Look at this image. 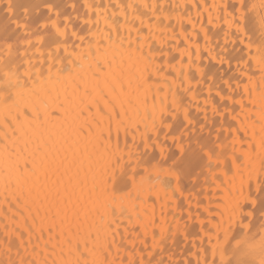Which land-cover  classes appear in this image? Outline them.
I'll return each mask as SVG.
<instances>
[{
	"label": "snow or ice",
	"instance_id": "obj_1",
	"mask_svg": "<svg viewBox=\"0 0 264 264\" xmlns=\"http://www.w3.org/2000/svg\"><path fill=\"white\" fill-rule=\"evenodd\" d=\"M0 4V126L10 129L11 136L21 139L24 145L11 147L8 132H4L0 178L8 176L9 188L15 180L17 199L26 197L38 205V212L43 208L46 216L59 220L61 235L67 226L69 258L63 259L61 249L62 259L52 264H112L108 260L111 245H101L97 236L96 246H87V240L92 239L91 228L83 249L76 239L90 217L114 215L117 205L123 213L126 204L134 209L136 201L155 203L159 194L154 198V189H164L166 194L167 190L179 192L186 180L195 185L201 177L207 180L209 176L219 181L217 187L225 186V198L220 201L224 210L218 209V219L210 218L211 226L201 237L200 249L188 253L195 260H173L171 255L158 258L156 249L163 253L170 236L175 241L181 229L178 221L175 226L157 225L153 217L151 248L145 232L139 258L132 254L121 264H264V0H222L211 5L205 0L193 5L208 12L206 24L202 11L196 16L200 22L197 35L212 58L221 65L235 61L241 77L249 69H256L247 76L252 87L245 84L244 88L248 104L243 102V94L240 101L233 99L235 89L227 96L220 90L216 92L225 102L223 112L219 106H211L214 116L220 118L219 124L208 117V98L203 108L196 100L192 81L199 86L205 75L198 63L201 49L198 40L195 52L189 43L196 31L191 16L187 23L192 31L185 30L181 18L180 33L175 34L171 10L179 5L150 6L153 18L147 28L151 42L145 51L143 42L134 46L129 41L125 47L122 25L115 14L108 35L97 36L94 28L98 30L100 5L88 0H0ZM142 7L149 9L148 4ZM144 15L146 12H139L136 18ZM93 16L97 17L95 24ZM153 25H163L162 42L155 40ZM144 28L141 19L137 32ZM169 30L172 37H168ZM113 33L121 37L119 42ZM213 36L217 37L215 47H207ZM169 40L174 41V47L166 51ZM181 42L183 49L179 48ZM154 43L159 47L154 48ZM171 52H178L179 60ZM157 59L162 63L157 65ZM160 75L166 87L157 86L153 93L150 82L159 84ZM224 84L231 88V78ZM42 97L55 107L38 106L36 101ZM227 101L242 109L249 104L257 108L258 103L256 119L251 110L246 117L252 120L251 138L247 125L243 136L241 128L226 125L225 117L231 116ZM231 120L236 122L237 116H231ZM121 130L123 146L119 140ZM212 220L216 222L212 224ZM201 227L203 231V222ZM4 237L0 240L4 245L0 255L7 259L0 258V264H41L25 259L27 250L22 238L16 245L20 259H13L12 237L7 231ZM43 264H48L47 260Z\"/></svg>",
	"mask_w": 264,
	"mask_h": 264
},
{
	"label": "bare ground",
	"instance_id": "obj_2",
	"mask_svg": "<svg viewBox=\"0 0 264 264\" xmlns=\"http://www.w3.org/2000/svg\"><path fill=\"white\" fill-rule=\"evenodd\" d=\"M15 2V0H14ZM89 3L93 5H100L99 12V26L98 30L94 28V31L97 32V36L105 37L109 33V25L112 24L113 14L115 18L122 25L121 34L123 37L125 47L129 41L134 42V46H138L139 43H144L145 51L148 49V45L151 42L149 37V32L147 25L149 20L153 18L151 12V5L153 3L159 4L164 3L166 6L172 4L179 5L172 12V24L175 25L176 35L180 33V22L181 18L183 19L184 28L186 31H192L191 26L187 23L189 16L196 23V31L192 35V39L189 43L193 44V52H195V43L197 40L200 44V59L198 61L199 66L204 70L205 75L202 77L203 83L199 86L196 85V81H192V86L196 89V100L199 102L201 108H203L205 103V98H208L209 110L208 117L210 120H213L216 124H219L220 118L214 116L211 111L212 105L219 106L221 112L224 111V103L219 100V97L216 96L218 90L222 91L224 95H229L231 89H235L231 94L235 101H240L242 94L244 97V103H249V98L247 93H244L245 84H248V87L251 88V83L248 82L247 76L251 74L252 71H256L253 67L249 69L247 74L243 77L240 76V70L236 67V62L232 61L231 65L225 63L220 64L218 59H213L206 51V46L204 45L202 37H199L197 33L199 32L200 22L196 20L198 12L202 11L204 16V22L207 23L208 12L206 10H201L196 7H193L194 4L205 3V0H88ZM214 3H222V0H206V4L211 5ZM132 4L133 8H127V5ZM148 4L149 9H143L142 5ZM106 6V7H105ZM135 6H141L137 9ZM3 5L0 4V9ZM139 12H146V15L137 19ZM215 11L212 12L213 19H215ZM0 16H2V11H0ZM107 17V19L105 18ZM127 18V22H125ZM141 19L144 22L145 28L143 32H137V29L141 27ZM97 17L93 16V23L95 24ZM160 26H152V33L155 35V40L162 42L164 37L161 35ZM174 34L171 30L168 31V37H172ZM114 38L119 42L121 39L120 36H116L113 33ZM139 37V39H138ZM223 31L219 33V40L223 42ZM217 43V37L213 36L212 44L207 47H215ZM153 47H159L158 43H154ZM174 47V41L169 40V43L166 47V51H170ZM185 47L184 43L181 42L179 48L183 49ZM232 46L229 44V49L231 50ZM103 52V49L101 50ZM219 52V48L216 49ZM171 55L177 56L179 60L178 52H171ZM39 59V57H37ZM111 60V56H109ZM171 60V56H169ZM117 62H119V57H117ZM157 65L162 63L159 59L155 62ZM47 66L45 65V68ZM179 67V65H177ZM55 72V69H53ZM211 77V80H209ZM231 78V88L225 86L224 81ZM255 80L257 84L259 83V73L257 72ZM243 81V82H241ZM170 82V78H169ZM152 91L155 93L157 86L166 87L164 84V76L160 75L159 84L156 81H151ZM238 86V87H237ZM59 87V86H58ZM209 89L211 90L209 92ZM163 92L160 93L161 97ZM258 95V94H257ZM35 99V98H33ZM38 106L43 104H48L51 108H54L55 105L52 101L47 100L46 97H42L40 100L36 101ZM229 105V110L231 116H237L236 122L232 123L230 119L226 116L225 121L228 124H232L233 127L241 128L240 135L243 136V128L247 125V131L249 138L252 137L253 127L252 120H247L246 117L251 110L253 120L258 116V103L257 108H252L249 104L247 108H241L238 104L233 103L232 101L226 102ZM149 105H151V100H149ZM220 105L222 107H220ZM223 109V110H222ZM142 111V109H141ZM192 111L195 113V104L193 105ZM200 117H203V111L199 113ZM229 120H228V119ZM228 120V122H227ZM227 125V124H226ZM87 130V129H86ZM257 132H259V125H256ZM7 131L10 139L7 143L11 147H15L17 144L23 148V142L18 137L11 136V130L0 126V141L3 140L4 132ZM108 135L107 127L105 126V136ZM119 140L121 146L124 142V133L121 130L119 133ZM15 141V143H13ZM117 141V132L115 125L112 129V143L116 144ZM237 147H239V141H237ZM203 181L205 180L202 177ZM219 181H215L209 176L204 183H196L193 185L191 181L186 180L182 186L181 191L173 192L171 190L166 191L164 189H154V198L155 194H159V199L147 200L146 202L136 201V207L133 209L131 204H126L127 210L121 213L119 210V205H117V211L113 215L111 213L105 215L101 218L99 215L90 217L88 224L84 227L81 235L76 237L81 241V248L85 246V240L87 239V232L89 228L92 231V239L87 240V246L93 248L97 244V236L99 237V243L101 245L107 244L111 245L110 253L108 260L112 264H121L122 259L130 257V255H136L137 259L139 258V251L143 248L142 241L145 240V232L147 235V243L151 248L152 245V224L151 221L153 217L157 222V225L171 224L175 226L177 221L181 229V233L177 235L175 241H172L171 236L169 241L166 242V250L161 253L160 249H156L158 258L167 259L169 255L172 256L173 260L176 259H186L191 258L195 260V256H189L188 253L197 252L201 247V237H205L207 228L210 227L209 220L212 214L219 218V211H223V206L220 204V201L225 198V186L220 185ZM199 186V187H198ZM198 187V190H197ZM192 189H194L192 191ZM196 189V191H195ZM193 195V197L190 194ZM195 191V192H194ZM199 191V192H198ZM200 193V194H198ZM19 195L15 180H13L11 187H8V176L6 174L2 175L0 178V240L5 239L4 233L7 231L13 240V249H12V258L19 261L20 257L16 255V245L19 244V239L22 238L24 245L26 246L27 254L25 259H35L41 262L47 260L48 264H52L53 260L60 261L62 259L61 249L64 250L63 259H68L67 255V244L65 243L68 237L67 226H64V234L61 235V225L59 220H53L52 217L46 216L45 209L41 208L39 212L37 211L38 205L34 204L30 199L26 197H21L17 199ZM181 197L185 201L180 200ZM204 197V201L203 200ZM185 202L187 206L182 203ZM205 202V203H204ZM214 205L217 209L212 210L211 206ZM199 206L201 210H204V213L197 211ZM192 207V208H191ZM199 208V210H200ZM193 211H192V210ZM200 210V211H201ZM194 211H196L194 215ZM187 217V218H185ZM213 217V216H212ZM190 223H187V221ZM225 221L227 223V216H225ZM202 222L204 225V230L202 231ZM207 222V223H206ZM216 221L212 220L211 223L214 224ZM6 226V227H5ZM52 228V231L48 229ZM43 229V231H42ZM75 231V229H73ZM159 228H157V232ZM213 239L215 237L213 236ZM205 246H207V239L203 240ZM4 245H0V250H2ZM21 254L24 255V249H21ZM0 258L7 259L6 256L0 255ZM92 256H89V259H92ZM209 258L211 254L209 253Z\"/></svg>",
	"mask_w": 264,
	"mask_h": 264
},
{
	"label": "rangeland",
	"instance_id": "obj_3",
	"mask_svg": "<svg viewBox=\"0 0 264 264\" xmlns=\"http://www.w3.org/2000/svg\"><path fill=\"white\" fill-rule=\"evenodd\" d=\"M220 107H222V106L220 105ZM222 110H223V109H222ZM227 117L230 119L231 116H227ZM228 118H227V119H228ZM225 119H226V118H225ZM229 119H228V120H229ZM228 120H227V122H228ZM229 121H232V120L230 119ZM232 123H233V122H232ZM226 124H228V123H226ZM202 181H203V179H202V177H201V178H200V183H204V182H205V180H204V182H202ZM198 187H199V186H198ZM198 187H197V190H198ZM193 190H194V189H192V191H193ZM195 191H196V189H195ZM195 191H194V192H195ZM198 192H199V191H198ZM190 194H191V196L193 197V195H192V193H191V190H190ZM198 194H200V193H198ZM201 198H203V200H201V201H204V200H205L204 197H201ZM180 200L185 201V199H184L183 197H181ZM182 203H184V204L187 206V204H186L185 202H182ZM204 203H205V202H204ZM209 206H211V209H212V208L217 209L214 205H209ZM191 208H192V207H191ZM193 208H195V209L197 208V211H199V212L205 214L204 210H201V208H200L199 206H197V207H194V206H193ZM199 208H200L201 211L199 210ZM214 209H212V210H214ZM191 210H192V209H191ZM193 210H194V209H193ZM193 210H192V211H193ZM217 211H218V209H217ZM193 213H194V215H195L196 211H194ZM212 216H215V214H214V215L212 214ZM212 216H211V217H212ZM215 217H216V216H215ZM185 218H187V217H185ZM186 221H187V220H186ZM187 223H190V222L187 221ZM206 223H207V222H206Z\"/></svg>",
	"mask_w": 264,
	"mask_h": 264
}]
</instances>
